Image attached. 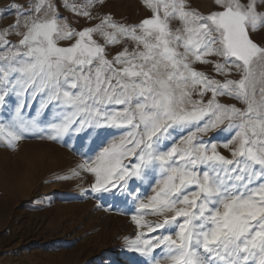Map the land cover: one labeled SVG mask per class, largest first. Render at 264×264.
<instances>
[{
  "label": "snow or ice",
  "instance_id": "obj_1",
  "mask_svg": "<svg viewBox=\"0 0 264 264\" xmlns=\"http://www.w3.org/2000/svg\"><path fill=\"white\" fill-rule=\"evenodd\" d=\"M103 4L65 0L66 10L99 20L76 30L54 0H30L0 29V145L15 149L30 133L55 141L85 128L125 129L79 165L94 178L90 190H126L139 201L137 229H176L152 239L137 232L128 250L147 257L143 264H264V44L252 38L264 30V0H214L207 15L187 0H143L151 15L132 25L94 15ZM117 45L109 59L107 48ZM197 63H212L224 80ZM29 88L55 109L46 135L43 121L5 108ZM217 129L230 138L199 139ZM133 181H148L153 194L141 197ZM145 209L163 220L145 223Z\"/></svg>",
  "mask_w": 264,
  "mask_h": 264
},
{
  "label": "rangeland",
  "instance_id": "obj_2",
  "mask_svg": "<svg viewBox=\"0 0 264 264\" xmlns=\"http://www.w3.org/2000/svg\"><path fill=\"white\" fill-rule=\"evenodd\" d=\"M67 2L79 7L86 0ZM29 3L30 0H0V29L13 25L18 8ZM54 3L58 15L76 30L99 23L98 19L88 20L66 10L65 0H54ZM187 7L207 15L217 6L214 0H187ZM91 11L94 15L97 11L101 15L110 14L116 21L129 25L138 24L151 15L143 0H104L102 7L97 6ZM175 24L173 22V27ZM252 38L264 44V30L254 33ZM8 39L17 44L20 37L10 35ZM96 39L100 40V37ZM70 43L60 41L59 45L64 47ZM121 48L122 45L109 46L108 58L111 59ZM208 59L216 61L218 58ZM193 67L211 78L224 80L215 72L212 63H197ZM230 78L238 77L233 75ZM210 95H205V101ZM9 99L6 109L11 108L14 114L19 107L25 120L35 118L43 121L44 134H47L46 125L55 116V109L51 104L45 107V93L33 95L29 88L26 93H13ZM218 99L224 104L243 107L226 96ZM123 131L125 129L85 128L79 134L66 135L55 141L30 133L29 138L21 140L15 149L0 145V264H143L148 258L128 250L126 240L134 239L137 232L143 233L145 239H152L176 230L168 227L148 233L146 228L137 229L131 215L137 214L139 201L126 190L111 189L100 193L90 190L94 178L82 171L79 165ZM182 134L185 133L181 130L175 132L177 137ZM230 136L231 133L217 129L199 139L222 141ZM165 143L170 144L171 141ZM218 151L231 158L230 152L223 147ZM74 171L79 175H73ZM138 184L141 197L153 194L148 181L143 184L133 181L132 188ZM143 211L145 223L154 225L163 220L151 210ZM155 253L160 254V249Z\"/></svg>",
  "mask_w": 264,
  "mask_h": 264
}]
</instances>
